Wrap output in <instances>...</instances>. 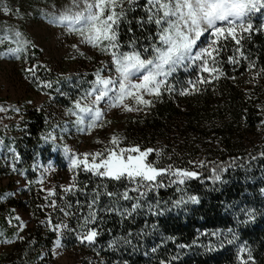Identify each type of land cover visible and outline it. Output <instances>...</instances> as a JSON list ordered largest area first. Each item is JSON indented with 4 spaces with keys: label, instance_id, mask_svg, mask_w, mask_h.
<instances>
[{
    "label": "trees",
    "instance_id": "1",
    "mask_svg": "<svg viewBox=\"0 0 264 264\" xmlns=\"http://www.w3.org/2000/svg\"><path fill=\"white\" fill-rule=\"evenodd\" d=\"M8 1L14 8L30 9L43 17L54 10L51 0ZM145 2L136 0L131 8L125 5L126 19L118 29L121 51H129L128 43L133 39L144 48L147 38L155 37L156 26L147 23ZM142 17L144 22L139 23ZM244 23L253 27L239 36V45L230 38L222 41L217 58L222 79L199 95L162 91L158 98H146L152 104L145 106L149 112L137 125L141 133L136 136L149 146L159 138H168L163 135L168 124L178 120L184 140L173 151L170 147L160 162H154L155 155L149 162L157 167L196 170L199 177L180 184L171 183L176 177L167 174L163 186L135 191L137 185L130 181L132 187L128 188L127 179L78 170L70 202L66 201L69 204L63 206L62 200L55 203L52 222L59 213L67 218L69 228L93 227L99 233L96 242L89 245L95 251L89 264H241L242 247L253 258L248 261L245 252L247 264H264V90L259 83L246 87L241 82L250 65L264 68V8L250 14ZM15 46L6 43L0 52ZM38 52L29 44L20 59L8 58L20 61ZM195 67L198 65L179 69L167 83H185ZM93 80H84L86 91ZM132 130L129 125L128 136ZM50 132L43 109H28L9 124L0 121V171L8 173L7 158H11L16 172L27 181L22 198L6 197V190L0 187V243L8 244L0 252V264H48L43 251L48 249L50 255L57 233L44 213L37 163L47 164L52 157L64 161V149L52 140ZM197 157L206 159L205 166L191 165V159ZM221 167L226 169L221 180L209 179L214 175L212 169L219 172ZM125 191L132 199H123ZM108 192L114 195L110 197ZM190 196H196L198 202L189 200ZM178 200L186 203L177 206ZM133 204L138 205L134 210ZM14 206L28 207L35 225L21 233Z\"/></svg>",
    "mask_w": 264,
    "mask_h": 264
},
{
    "label": "snow or ice",
    "instance_id": "2",
    "mask_svg": "<svg viewBox=\"0 0 264 264\" xmlns=\"http://www.w3.org/2000/svg\"><path fill=\"white\" fill-rule=\"evenodd\" d=\"M135 3L136 0H70L67 6L56 9L53 5V11L44 13L45 19L52 26L63 28L68 34H78L81 43L92 45L111 57L112 67L97 69L95 80L81 97L83 100L92 97L91 102L82 104L81 99L75 100L74 108L68 110L76 117L74 123L79 132H90L93 128L102 127L105 113L111 108L139 110V106L152 104L151 99L145 98L146 95L158 98L162 91L172 92L173 89L167 81L181 68L198 65L201 72L208 73L215 79L213 74L218 72L217 57L223 47L222 41L230 38L239 45L238 30L242 34L253 27L251 23L245 26L244 21L250 14L264 8V0H146V19L147 23L156 26L155 37L149 36L148 46L144 48H139L133 39L128 43L129 51H121L118 29L121 21L126 19L125 5L131 8ZM4 11L8 12L9 9L5 7ZM138 22L143 23L144 18H140ZM209 33L210 40L201 41V38ZM13 35L15 38L12 42L16 46L9 47L0 55L20 59L31 41L24 39L20 31H14ZM8 38L6 36L4 39ZM0 43H3V40H0ZM32 47L35 45L32 44ZM72 47L78 50L77 45ZM229 60L233 58L229 57ZM25 71L34 75L33 68H27ZM113 71L115 75L112 74ZM105 72L108 74L105 75ZM207 82L205 77L199 76L196 82L189 81V84L193 90L198 91L196 84ZM47 86L51 87V82H48ZM187 91L188 89L184 90ZM129 101H133L135 107ZM109 144L111 146L105 147L103 151L81 154L82 158L70 156V168L83 166L85 171H91L100 177L115 180L127 178L137 184L135 191H139L141 187L151 190L163 186V177L167 174L176 177L171 183L180 184L201 175L196 170L179 167L173 169L171 165L157 167L154 163H148L146 158L149 153L155 151L154 149L141 151L138 145L122 148L116 135L111 137ZM65 151H70L67 146ZM198 163L203 167V161ZM225 170L221 167L218 172L213 168L214 175L209 179L221 180V173ZM71 187L70 185L66 190ZM107 195L111 197L114 194L108 192ZM122 197L125 200L132 199L127 191ZM189 200L198 202L196 196H190ZM184 203L186 202L183 200L176 201L177 206ZM137 206L133 204V210ZM15 218L20 220L19 216ZM23 224L21 221V226ZM59 227L57 225L55 229L58 230ZM97 234L95 229H91L79 239L82 242H91ZM59 244L57 239L56 245ZM245 252H248L247 248L242 247L239 255L241 264H247L243 256ZM247 260H253L250 252Z\"/></svg>",
    "mask_w": 264,
    "mask_h": 264
},
{
    "label": "rangeland",
    "instance_id": "3",
    "mask_svg": "<svg viewBox=\"0 0 264 264\" xmlns=\"http://www.w3.org/2000/svg\"><path fill=\"white\" fill-rule=\"evenodd\" d=\"M69 2L70 0H51V6L53 8L55 5L56 9H61ZM5 7L9 9L8 12L4 11ZM14 31H20L28 36L31 44H34V48H38L39 52L37 56L30 53V56L20 61L0 55V121L7 124L18 121L22 113L28 109H43L47 114L51 128L50 136L64 149V161L52 157L47 164L42 163L41 160L37 163V184L42 190V197L45 200L44 213L48 217L51 218L52 208L56 206L55 203L58 200H62L63 206L69 204L67 203L70 202L69 196L75 188L74 176L78 170L85 172L83 166L70 168V156L76 155L82 158L81 154L85 152L103 151L105 147L111 146L109 141L113 135H116L120 139V147L129 148L138 145L141 151L149 148L154 149L155 151L148 154L146 162L150 163L152 155L156 157L154 162H160V158H164V153H170V147L173 151L177 144L184 140V137L179 135L178 120H174L168 124V129L163 133L165 136L169 135L168 138H159L156 143L146 146V142L136 136L141 133V128L137 127L139 120L149 112L145 106H139V110L133 111L121 107L111 108L105 113L102 127L93 128L90 132L77 131V126L74 123L76 117L68 110L74 108L73 101L81 99L85 95L84 80L86 78H95L97 69L112 67L110 55L101 53L98 48H94L92 45L81 43V37L78 34H68L63 28L52 26L43 16L30 9L14 8L8 0L0 1V40H3V43H0V48L6 43L14 44L12 42L15 38ZM240 35L242 34L238 30V38ZM6 36L9 38L4 39ZM210 38V33L205 34L201 41L208 42ZM72 45H77L78 50L74 49ZM216 66L218 72L213 74L216 76L215 79L195 67L196 70L185 83L184 81L169 83L173 91L167 92L170 95H199L222 79L223 71L219 62ZM27 68H33L34 75L26 72ZM112 74L115 75V72L113 71ZM199 76L205 77L208 82L197 83L196 87L199 90H193L189 81L196 82ZM244 78L241 82L246 87L256 82L264 90V68L249 66ZM48 82H51V87L47 86ZM185 89L188 91L184 92ZM182 92L184 94H181ZM149 97L145 96V98ZM91 99L92 97H88L87 100L81 99V103H90ZM129 103L135 107L133 101H129ZM129 125L133 127L131 136H128ZM65 146L70 151L66 152ZM7 161L10 170L7 174L0 171V187L6 190V197L22 198L27 188V181L16 172L14 160L7 158ZM200 161H203V166H205L206 159L204 157L191 159L190 163L201 167L198 163ZM127 182L130 186L128 179ZM70 185L71 189L66 190ZM134 185L137 184L134 182ZM49 189L52 191L50 192ZM13 209L16 217H20L18 229L21 233L35 225L33 213L28 207L14 206ZM42 219L44 221V216ZM51 219L50 227L57 233V237L51 247L50 255L48 249L43 251L47 263L89 264L88 261L92 260L93 252H95L89 245L96 242L99 233L97 232L95 240L91 242H82L79 237L95 228L84 227L77 230L72 227L71 229L68 227L67 218L62 217L59 213H57L55 222H52L54 219ZM21 221L24 222L23 226H21ZM57 225L60 226L58 230L55 229ZM57 239L60 241L59 246L56 245ZM7 245L0 243V252L4 251Z\"/></svg>",
    "mask_w": 264,
    "mask_h": 264
}]
</instances>
